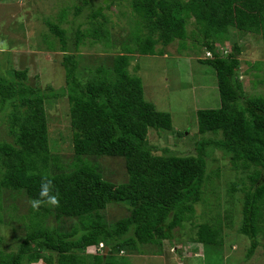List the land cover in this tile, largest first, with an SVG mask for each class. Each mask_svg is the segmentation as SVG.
<instances>
[{"label":"trees","instance_id":"1","mask_svg":"<svg viewBox=\"0 0 264 264\" xmlns=\"http://www.w3.org/2000/svg\"><path fill=\"white\" fill-rule=\"evenodd\" d=\"M126 0H85L93 26L74 30L45 19L59 38L65 82L35 87L27 70L11 77L0 75L1 118L7 122L12 140L0 134V196L5 188L24 191L30 198L53 203L41 196L44 180H51L49 196L53 209L41 206L44 217L76 218L70 229L45 226L36 215L17 250H0V264H129L115 251L139 250L146 244H162L174 237L176 227L194 214L202 200L207 178L208 148L224 149L234 166L250 170V182L243 199V221L239 231L248 236L252 255L260 243V222L264 215V96H246L240 80L241 48L222 56L214 37L223 36L230 26L259 33L264 46V0H136L135 46L114 58L113 66H97L85 74L80 68L79 48L85 38L96 41L109 37L105 8ZM107 3V5H106ZM83 6L76 5L81 13ZM68 10L60 20L66 21ZM194 20L199 39L213 57L201 62L211 66L217 77L220 107L197 111L198 132H220V138L196 142V154H177L149 140V129H173L172 114L147 100L146 86L139 74L131 73L130 52L153 55L157 44L179 40L186 45L187 26ZM213 38V39H212ZM212 39L213 42L208 41ZM109 44H111L109 42ZM123 51V52H127ZM132 54V53H131ZM67 97L73 130L75 161L66 166L53 151L50 140L48 103ZM89 155L125 158L129 180L115 184L85 160ZM235 189V186L232 188ZM129 205L130 215L108 222L102 210L109 203ZM37 212L36 214H38ZM40 217V218H39ZM2 237V236H1ZM195 241L205 245L222 242L219 229L201 224ZM104 242L108 258L89 255L92 246ZM92 254V253H91ZM94 254V253H93ZM93 256L88 263L87 256Z\"/></svg>","mask_w":264,"mask_h":264},{"label":"rangeland","instance_id":"2","mask_svg":"<svg viewBox=\"0 0 264 264\" xmlns=\"http://www.w3.org/2000/svg\"><path fill=\"white\" fill-rule=\"evenodd\" d=\"M93 1L96 7L101 2ZM84 2L0 0V75L11 77L18 70H27L28 82L35 87L48 84L62 86L65 82V70L61 64L63 52L59 38L49 30L45 19L59 22L64 28L73 27V30L81 24L83 30H88L92 28L94 18L89 17L91 7ZM135 2L126 0L105 8V26L109 37L96 41L90 36L79 48L80 68L85 74L97 66L111 68L116 55L126 54L129 52L126 47L131 49L135 46L136 20L140 18L133 11ZM76 5L83 6L84 10L77 13ZM64 9L68 10V17L61 22L60 14ZM101 19L99 16L94 20ZM187 31L185 46L177 39L168 45L157 44V51L161 50L157 54L129 53L130 72L142 77L146 99L153 101L158 109L172 114L173 129H149L150 142L161 147L157 154L162 153V148L166 146L177 154H196L198 140L220 138L222 135L220 132H198L197 111L220 107V96L215 70L201 62L207 58L208 48L199 41L202 35L193 19ZM212 39L208 41H215L220 53L231 52L235 44L241 48L238 73L245 94L247 97L264 96V46L261 35L230 26L223 36L218 34ZM3 115L0 111V134L12 140L7 122L1 118ZM48 115L53 151L69 166L76 157L67 97L48 103ZM207 155L208 172L202 200L196 204L194 214L175 228L174 237L163 240L162 244L144 245V253L126 249L115 251L114 257H121L129 264H264V215L260 222V243L252 255H248L250 238L239 231L250 170L242 163L234 166L224 149L209 147ZM85 160L94 165L106 180L115 184L129 180L124 157L89 155ZM234 186L235 189H232ZM41 206L53 209V203L32 199L24 191L9 188L1 191L0 250H17L28 232L30 220L36 215L45 216ZM101 212L110 223L130 215L126 202L109 203ZM42 220L45 226L59 229H70L78 221L76 218H58L54 214ZM204 223L220 230V244L205 245L195 241L197 230ZM107 252L108 249H104L97 254L107 259ZM91 253L87 254L95 255ZM89 255L88 263L93 257ZM33 264L45 263L40 260Z\"/></svg>","mask_w":264,"mask_h":264},{"label":"clouds","instance_id":"3","mask_svg":"<svg viewBox=\"0 0 264 264\" xmlns=\"http://www.w3.org/2000/svg\"><path fill=\"white\" fill-rule=\"evenodd\" d=\"M227 48V47H226ZM219 51V50H218ZM233 51V50H232ZM231 51V52H232ZM211 53V55L210 54H208V53ZM220 53V52H219ZM227 51H225L224 53L222 52V53H220L222 56H224V55H227ZM230 53V52H229ZM213 57V53H212V51H210V50H207V58H212ZM51 187H52V181L51 180H44L43 182H42V185H41V196H48V198L53 202V203H56L57 202V200H56V197L55 196H49V192H50V190H51ZM93 249V251H91ZM104 249H108V248H105V244H104V242H100L99 244H98V246L96 247V246H92L91 247V249H90V252H92V253H95V254H97V253H99V251H101V250H104Z\"/></svg>","mask_w":264,"mask_h":264},{"label":"built area","instance_id":"4","mask_svg":"<svg viewBox=\"0 0 264 264\" xmlns=\"http://www.w3.org/2000/svg\"><path fill=\"white\" fill-rule=\"evenodd\" d=\"M208 54H210L211 55V53L209 52Z\"/></svg>","mask_w":264,"mask_h":264}]
</instances>
